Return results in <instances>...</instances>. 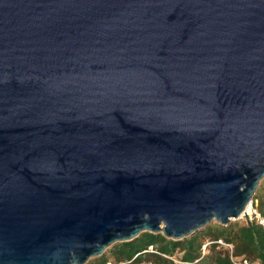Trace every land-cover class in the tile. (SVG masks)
I'll return each instance as SVG.
<instances>
[{"label":"water","instance_id":"95a60500","mask_svg":"<svg viewBox=\"0 0 264 264\" xmlns=\"http://www.w3.org/2000/svg\"><path fill=\"white\" fill-rule=\"evenodd\" d=\"M263 177L264 0H0V264L227 226Z\"/></svg>","mask_w":264,"mask_h":264},{"label":"trees","instance_id":"16d2710c","mask_svg":"<svg viewBox=\"0 0 264 264\" xmlns=\"http://www.w3.org/2000/svg\"><path fill=\"white\" fill-rule=\"evenodd\" d=\"M255 193L256 209L264 219V194ZM206 238H223L234 244V253L244 255L250 262L264 264V224L256 219L246 220L244 223H230L222 226L212 223L203 230L182 239L166 238L161 233L142 232L130 241L117 242L107 248L103 254L97 256L93 262L85 264H105L108 259L126 261L143 250L148 244H156L159 251L166 254H176L182 261L194 262L200 256V247ZM210 253L195 264H232L229 256L223 251L211 246ZM144 259L155 264H171L156 254H150ZM142 258L138 256L135 261Z\"/></svg>","mask_w":264,"mask_h":264},{"label":"built area","instance_id":"2783aa9c","mask_svg":"<svg viewBox=\"0 0 264 264\" xmlns=\"http://www.w3.org/2000/svg\"><path fill=\"white\" fill-rule=\"evenodd\" d=\"M256 200L252 199L248 204L245 212L240 217H247V220L256 219L259 223L264 224V219L260 216L256 209ZM211 246H215L216 249L223 250L228 256L232 264H259L258 262H250L244 255H236L234 253V244L228 242L223 238H206L200 247V256L194 262L182 261L176 254H166L160 252L156 244H148L143 250L136 253L131 259L126 261H114L113 259H108L105 264H155L151 260L144 259L148 254H156L164 259H167L171 264H195L206 256ZM140 256L142 260L135 261L136 258Z\"/></svg>","mask_w":264,"mask_h":264},{"label":"rangeland","instance_id":"374dc122","mask_svg":"<svg viewBox=\"0 0 264 264\" xmlns=\"http://www.w3.org/2000/svg\"><path fill=\"white\" fill-rule=\"evenodd\" d=\"M255 193H259L257 195H261V194H264V177L260 180L259 182V185H258V188L256 189V192ZM247 220V217H239L238 219H232L230 223H239V224H242L244 223L245 221ZM215 223V222H214ZM109 248V247H108ZM107 250V248H106ZM104 253V252H103ZM210 253V252H209ZM97 256L95 257H91L87 260V262H93L95 260Z\"/></svg>","mask_w":264,"mask_h":264},{"label":"crops","instance_id":"0c3cea01","mask_svg":"<svg viewBox=\"0 0 264 264\" xmlns=\"http://www.w3.org/2000/svg\"><path fill=\"white\" fill-rule=\"evenodd\" d=\"M148 255H150V254H148ZM148 255H147V256H148Z\"/></svg>","mask_w":264,"mask_h":264}]
</instances>
